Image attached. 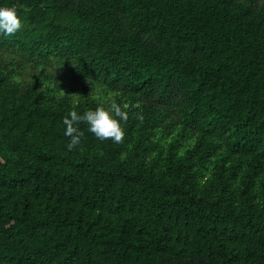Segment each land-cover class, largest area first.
<instances>
[{
	"label": "trees",
	"instance_id": "trees-1",
	"mask_svg": "<svg viewBox=\"0 0 264 264\" xmlns=\"http://www.w3.org/2000/svg\"><path fill=\"white\" fill-rule=\"evenodd\" d=\"M0 4V264H264V0Z\"/></svg>",
	"mask_w": 264,
	"mask_h": 264
},
{
	"label": "clouds",
	"instance_id": "clouds-1",
	"mask_svg": "<svg viewBox=\"0 0 264 264\" xmlns=\"http://www.w3.org/2000/svg\"><path fill=\"white\" fill-rule=\"evenodd\" d=\"M22 28V18L16 6L0 4V34L13 35ZM127 104L112 100L97 104L94 108L83 111L70 109L63 117V133L69 138L68 149L77 147L84 135L80 124H85L87 130L99 140L111 139L121 142L125 136L124 123L128 120Z\"/></svg>",
	"mask_w": 264,
	"mask_h": 264
}]
</instances>
